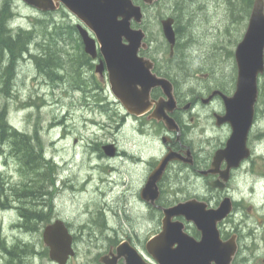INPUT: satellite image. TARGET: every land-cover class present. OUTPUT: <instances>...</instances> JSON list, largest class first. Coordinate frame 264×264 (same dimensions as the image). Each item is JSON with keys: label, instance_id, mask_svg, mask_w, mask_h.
Here are the masks:
<instances>
[{"label": "rangeland", "instance_id": "374dc122", "mask_svg": "<svg viewBox=\"0 0 264 264\" xmlns=\"http://www.w3.org/2000/svg\"><path fill=\"white\" fill-rule=\"evenodd\" d=\"M186 4L189 26L185 33L190 42L183 46L180 78L189 77L187 73L191 69L196 75H192L189 81L196 84L201 81L197 74L208 70L231 83L233 90L236 66L234 55L227 54V50L231 49L234 53L245 32L250 9L244 11L243 2L240 1L231 15L228 0H195ZM173 9L171 0H159L146 10L144 8L146 17L143 26L150 36V51L155 55L165 53L168 58V52L162 51L167 42L161 32L160 19L172 16ZM13 11L17 16L14 20L24 27L35 26V40L51 46L55 42L46 36L45 28L47 32H52L53 25L68 23L75 26L78 22L63 7L55 12H40L22 0H13ZM70 40L73 39L65 37V51L59 53L64 66L60 71L64 74L61 79L52 78L38 69L29 55L20 59L11 83L12 92L6 94L0 91V109L6 105L7 117L13 126L30 133L36 130L43 151L59 163L57 183L51 199V214L52 221L57 218L64 220L73 234L75 254L67 264H100L98 257L110 245L115 246L123 239L130 238L141 249L145 241L158 230L159 213L148 209L137 195L146 169L143 164L135 166L130 158L123 156L117 159L98 158L100 145L112 141L115 130H101L100 125L94 123L100 120L99 110L95 108L97 113H94L92 107L83 105L86 98L96 102L101 97L93 93L94 82L87 79L83 72L86 65L79 60L72 61V58L80 55L68 44ZM35 45L31 46L32 50L36 48ZM214 45L222 49H216ZM158 58L161 61L160 55ZM263 73L257 78V123L254 128L261 127L264 135ZM136 137L131 127L115 134L122 149L139 152L138 147L142 148L141 154L146 159L159 153L157 148H146L144 142ZM110 166L115 170H110ZM0 170L8 175L11 183L21 179L18 167L11 158L0 155ZM33 199L31 202L28 198L30 204H27L34 209L39 208L41 205L36 204L37 198ZM238 199L229 219L230 228L238 229L241 239L234 264H261L264 258V195L257 196L255 201L250 198ZM43 200L48 202L49 197ZM20 204L16 201L15 206ZM11 205L10 202L8 207L0 208V240L5 246L17 244L23 247L31 243L25 253L27 259H23L25 264H30L34 258L32 251L36 247L40 249L39 239L47 247L42 239V231L47 224L42 225L39 233L37 227L31 231L24 230L20 223L19 208ZM103 221L108 225L104 231L98 224ZM250 225L256 230L252 232L247 228ZM3 262L4 258L0 256V264ZM35 264H54L49 259L48 249L43 256L37 255Z\"/></svg>", "mask_w": 264, "mask_h": 264}, {"label": "water", "instance_id": "95a60500", "mask_svg": "<svg viewBox=\"0 0 264 264\" xmlns=\"http://www.w3.org/2000/svg\"><path fill=\"white\" fill-rule=\"evenodd\" d=\"M22 1L42 12L56 11L63 6L76 17V28L84 51L93 58L100 52L108 70L111 92L127 112L136 115L145 112L150 91L157 86L162 88L169 101L173 100L169 80L153 74V62L138 55L141 48H147L143 28L131 26L132 23L141 24L143 21L144 12L140 4L133 0ZM141 1L152 5L156 0ZM173 22L172 17L160 20L170 53L176 41ZM234 60L237 67L235 90L231 97L224 99L228 113L226 119L233 130L227 147L219 154L224 153L232 160L230 164L237 165L246 155L245 140L258 94L257 77L264 71V0H253L245 32L234 50ZM102 68L103 63H99L95 70L101 71ZM155 116L161 118L160 114ZM163 120L169 125L172 119L168 117ZM102 149L106 156L115 153L112 143L103 145ZM173 157L172 153L164 156L141 189L142 199L150 201L152 205H155L159 195L157 181ZM232 210L233 204L229 197L209 210L194 200L163 207L161 229L146 241V251L156 264H231L238 248L236 236L221 240L217 223ZM178 215H184L195 224L201 233L199 240L185 233L182 223L173 220ZM42 239L53 262L66 264L69 257L74 255L73 236L64 220L57 218L47 224L43 228ZM121 257L126 264H151L143 259L129 240L118 244L113 258H108L106 254L99 260L103 264H116Z\"/></svg>", "mask_w": 264, "mask_h": 264}, {"label": "flooded vegetation", "instance_id": "af4514ba", "mask_svg": "<svg viewBox=\"0 0 264 264\" xmlns=\"http://www.w3.org/2000/svg\"><path fill=\"white\" fill-rule=\"evenodd\" d=\"M132 26L135 25L132 24ZM148 47L150 48V45ZM84 53L87 57L82 62L86 65L83 72L87 75V79L94 82L92 85L93 93L99 94L101 98L96 101L97 103L86 98L83 105L92 107L94 113H97L95 108L99 110V122H92L100 125L101 130L110 128L115 130L114 139L110 142H104L105 144H114V155L106 156L102 145H100L98 158L101 160L108 157L117 159L124 156L130 158L135 166L139 164L145 166L144 178L137 195L139 200L147 205L148 209L152 208L159 213V231L163 207L194 200L204 204L205 209L209 210L216 208L225 197H229L233 204V213L238 198L245 200L250 198L255 201L257 196L264 195V135L261 127L254 128L257 123L255 105L252 123L245 140L246 149L244 152L246 155L239 160L237 165H232L230 158L226 157L224 153L219 154L227 147L232 135V125L226 119L228 113L224 99L233 95L236 77L233 90L231 83H227L216 73L208 70L199 72L197 75L201 81L194 84L189 81L191 75H196V72L194 73L191 69L187 73L189 77H179L182 59H174V51L167 54L168 58L165 53L155 55L151 51H140L138 53L140 57L150 59L153 62L152 73L169 80L172 86L173 100L167 99L161 87H154L150 91L147 109L142 114L136 115L127 112L122 103L112 94L108 70L100 52L98 51L94 58L85 51ZM159 55L161 61L158 58ZM163 59L165 61H162ZM99 63H103V68L101 71H96V65ZM63 75L61 74L62 77ZM156 114H160L161 118L156 117ZM168 117L172 119L169 125L163 120V118ZM127 127L132 128L134 135L137 136L136 139L140 138L146 148L150 147L152 150L157 148L159 153L146 159L141 154L142 148L138 147L139 152H129L122 149L115 138V134L122 132ZM169 153H172L174 157L167 162L160 179L157 181L159 195L154 202L155 205H152L150 201L142 199L141 189L159 161ZM109 169L114 168L110 166ZM232 213L218 222L217 228L223 241L228 240L233 235L236 236L238 248L231 263L234 264V260L240 251L241 239L240 233L237 232L238 229L229 226ZM173 220L182 223L185 233L195 240L200 239V231L184 215H178ZM242 220L245 219L242 218ZM247 228H250L252 232L256 230L253 225ZM158 230H155L154 234ZM126 240H129L146 262L156 264L146 251V242L141 249H138L130 238H126ZM117 244L115 246L110 245L108 250L98 257L100 264H103L99 260L103 255L108 254V258H113V255L116 254ZM14 245H0V256L4 258L3 264H6L11 258L7 249L12 247L15 248L12 256L15 255L14 259L22 263V247L17 244ZM32 255L34 258L30 264H35L37 250L32 251ZM263 260L264 258L261 260V264H264ZM116 264H126L125 259L119 258Z\"/></svg>", "mask_w": 264, "mask_h": 264}, {"label": "trees", "instance_id": "16d2710c", "mask_svg": "<svg viewBox=\"0 0 264 264\" xmlns=\"http://www.w3.org/2000/svg\"><path fill=\"white\" fill-rule=\"evenodd\" d=\"M135 1L137 2V0ZM171 1L174 4L173 13H171V15L174 18V30L176 33V43L173 49L174 59H181L180 54L184 53L183 46L190 42V40L188 41L190 38L187 37L185 33V30H188L189 26L186 14L189 10L186 3L188 1L193 3L195 0ZM240 1L243 2L244 11L248 12L249 9L251 10L250 7H252L253 0H228L231 15H233L232 12ZM157 2H159V0H157ZM157 2H155L154 5ZM144 8L146 10L148 7L144 5ZM15 14L16 13L13 11V0H0V85L2 86L0 91L6 94H9L10 91L12 92L11 83L14 78L15 69L19 60L26 58V55L30 56V60L35 61L36 67H39L41 71L52 78L55 76V78L61 79L62 76L60 71L64 66L60 62L59 53L62 52V50L65 51V45L63 43L65 37L73 39L70 40L68 44L74 47L73 49L80 55L77 58H72V61L79 60L84 62L86 60L85 57L87 56L84 53L76 26L68 23L66 25L63 23L57 24L53 25L52 32H47L48 29L45 28L46 36L51 37V39H53L52 41L55 42V45L51 46L46 43H39L35 40V26L24 27L14 20V18L17 17ZM233 18L236 20L234 16ZM144 22L145 19L143 20V25ZM14 24H16V26H14ZM149 37L150 36L147 34L148 40ZM185 37L187 38L183 41L180 40ZM57 38L58 40H56ZM35 43L36 48L32 50L31 46ZM214 47H216V49H222V47L216 45H214ZM148 51H150V49ZM162 51H169L167 43ZM227 54L232 56V50H227ZM0 155H3L5 158H11L21 174V179L18 182L11 183L8 175H5V173L0 170V208L4 209L8 207L10 202L13 204L11 206H15L16 201H19L21 204L15 207L19 208L22 228L25 230H32L37 227L39 233L42 229V225L44 226V224L46 225L53 220V213L51 214V199L54 195L53 191L57 183L56 172L59 163L54 159L48 158V155L45 154L39 142L36 130H34L33 133L23 131L9 122L6 105H3L0 109ZM47 196L49 197V201L45 202L43 199ZM28 198L31 199V202L34 200L33 198H37L38 201L36 204H40L41 206L37 209L29 206L27 204H30L27 200ZM100 219H102V217H100ZM34 223H36L37 226ZM98 224L102 231L108 228L105 221L103 223L98 222ZM38 244L40 249L36 247L37 255L43 256L47 248L42 244L41 239H39ZM0 245H4L2 240H0ZM31 245V243L23 245L21 248V259H27L25 253ZM7 250L11 254V258L6 264H15L17 259H14V256H12L15 248L12 247ZM16 264L25 263L24 261L22 263L17 261Z\"/></svg>", "mask_w": 264, "mask_h": 264}, {"label": "bare ground", "instance_id": "6f19581e", "mask_svg": "<svg viewBox=\"0 0 264 264\" xmlns=\"http://www.w3.org/2000/svg\"><path fill=\"white\" fill-rule=\"evenodd\" d=\"M236 2V1H235ZM180 3V2H179ZM233 5V4H232ZM245 9V8H244ZM177 15V14H176ZM179 17V16H178ZM177 17V18H178ZM14 26H16V24H14ZM180 35V34H179ZM30 59V58H29ZM38 69H39V67H37ZM192 76V75H191ZM180 77V76H179ZM183 81V80H182ZM187 81V80H186ZM182 84L181 85H183V82H181ZM186 83V82H185ZM185 87V86H184ZM35 145V144H34ZM47 156V155H46ZM124 157V156H123ZM45 161V160H44ZM18 182V181H17ZM14 208V207H13ZM101 212V211H100ZM102 213V212H101ZM104 220V219H103ZM24 221V220H23ZM104 222V221H103ZM24 223V222H23ZM22 225V224H21ZM106 226V225H105ZM25 227V226H24ZM22 229V228H21ZM27 229V228H26ZM32 229V228H31ZM25 230V229H24ZM29 230V229H28ZM109 230V229H108ZM23 231V230H22ZM31 231V230H30ZM15 246V245H14ZM23 246V245H22ZM17 248V247H16ZM13 250V249H12ZM15 256V255H14ZM17 257H19V256H17ZM14 261V260H13ZM22 262H23V260H22ZM25 263V262H24ZM28 263V262H27Z\"/></svg>", "mask_w": 264, "mask_h": 264}]
</instances>
